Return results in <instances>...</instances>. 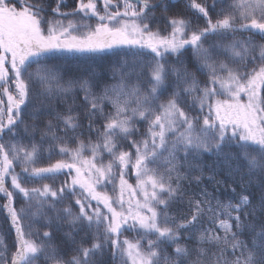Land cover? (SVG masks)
<instances>
[{
    "label": "snow or ice",
    "instance_id": "1",
    "mask_svg": "<svg viewBox=\"0 0 264 264\" xmlns=\"http://www.w3.org/2000/svg\"><path fill=\"white\" fill-rule=\"evenodd\" d=\"M53 3L0 0V264H264V0Z\"/></svg>",
    "mask_w": 264,
    "mask_h": 264
},
{
    "label": "trees",
    "instance_id": "2",
    "mask_svg": "<svg viewBox=\"0 0 264 264\" xmlns=\"http://www.w3.org/2000/svg\"><path fill=\"white\" fill-rule=\"evenodd\" d=\"M186 2L187 0H174V7L172 9V11L169 13L171 14H176V13H181V14H187V15H191L190 12L186 11ZM78 4V0H65V6H62V11L65 12H70L72 11V9L74 7H76ZM53 6H55V0L53 3ZM157 15H159V13H157ZM60 18V17H57ZM69 19H74L77 21H81L83 23L95 26L97 20L95 18H91V19H84L81 16H75V17H69ZM67 21V20H65ZM83 29V28H82ZM81 29V30H82ZM257 39H259V37H257ZM57 57L59 58V62L61 63H65L71 67H75L77 65L83 64V63H90V64H96V65H101V66H105L107 65L112 59V54L111 52H105V53H96V54H72V53H60L57 54ZM89 57H91V59H89ZM105 80L107 83H114L113 80L108 79L107 76H105ZM58 158V157H56ZM47 153H45L44 157L38 162V166H45L47 164ZM207 163H211L210 160H207ZM17 172H20V168L17 167L16 168ZM57 183L60 182V180L56 181ZM41 183H52L51 180H44V181H40V180H31V182L29 184H27L26 186H39V184ZM206 183H208L206 181ZM209 190L211 191V184H208ZM221 196V199H224L226 197V193L223 191V189L220 190V192L218 193ZM0 203H3V200L0 199ZM3 231H8V223L5 220L3 214H0V232ZM131 238V237H130ZM9 239H11V236H9Z\"/></svg>",
    "mask_w": 264,
    "mask_h": 264
},
{
    "label": "rangeland",
    "instance_id": "3",
    "mask_svg": "<svg viewBox=\"0 0 264 264\" xmlns=\"http://www.w3.org/2000/svg\"><path fill=\"white\" fill-rule=\"evenodd\" d=\"M174 1V0H173ZM97 6H98V9H100L101 11H102V0H98V3H97ZM96 19V18H95ZM67 21H65V23H66ZM98 22V21H97ZM96 22V23H97ZM85 29H82L81 31H84ZM78 54V53H77ZM129 182L130 183H134L135 182V180H134V176H129ZM109 191H110V189H109Z\"/></svg>",
    "mask_w": 264,
    "mask_h": 264
}]
</instances>
